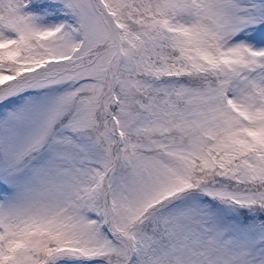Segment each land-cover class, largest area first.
I'll use <instances>...</instances> for the list:
<instances>
[{
  "label": "snow or ice",
  "instance_id": "obj_1",
  "mask_svg": "<svg viewBox=\"0 0 264 264\" xmlns=\"http://www.w3.org/2000/svg\"><path fill=\"white\" fill-rule=\"evenodd\" d=\"M0 264H264V0H0Z\"/></svg>",
  "mask_w": 264,
  "mask_h": 264
}]
</instances>
